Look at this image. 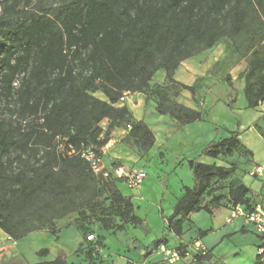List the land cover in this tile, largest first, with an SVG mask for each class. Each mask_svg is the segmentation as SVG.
Masks as SVG:
<instances>
[{
	"label": "trees",
	"instance_id": "obj_1",
	"mask_svg": "<svg viewBox=\"0 0 264 264\" xmlns=\"http://www.w3.org/2000/svg\"><path fill=\"white\" fill-rule=\"evenodd\" d=\"M251 2L67 0L56 13L43 10L28 15L26 7L32 0H0V95L18 104L22 118L17 126L0 120V228L19 239L31 230L30 223L37 222L33 228L40 229L67 215L76 210L74 190L82 183L91 192L90 200L101 187L108 193L111 204L101 211L106 229L123 230L125 224L145 222L136 213L132 198L116 186L117 180L95 175L76 151L87 146L100 150L115 128L128 124L132 126L130 137L143 149L152 147L153 131L145 121L135 120L128 106L120 104V98L125 92L146 90L159 69L175 82L174 73L184 59L203 46L212 47L225 35L241 34L249 25ZM263 70L264 56L255 50L242 73L249 108L264 100V83L258 88L254 84ZM225 80L234 93L230 75ZM179 84L195 94L194 86ZM95 92L106 98H99ZM236 100L233 94L228 102L230 110ZM157 110L167 112L160 105ZM170 113L183 124L202 116L201 111L180 104ZM105 119L109 120L106 130L100 125ZM239 147V133L235 132L213 139L199 156L232 157ZM13 148L18 152L16 160L11 159ZM26 154L35 157L37 167L26 163ZM15 161L21 163L18 170ZM188 164L194 183L183 186L173 212L165 216L167 231L178 238L184 235L192 212L206 210L212 214L222 205L241 204L251 209L256 204L249 195L252 189L239 179L227 192L217 190L218 181L236 174L238 161L225 167L196 157L188 159ZM111 215L121 223L116 224ZM86 218L85 212L79 211L75 221L84 235L89 231ZM51 232L56 234L54 229ZM164 243H168L166 235L155 240L153 249ZM152 252L146 250L143 257ZM49 253L48 247L38 251L40 257ZM27 264L71 263L60 250L53 259ZM256 264H264L258 255Z\"/></svg>",
	"mask_w": 264,
	"mask_h": 264
},
{
	"label": "rangeland",
	"instance_id": "obj_2",
	"mask_svg": "<svg viewBox=\"0 0 264 264\" xmlns=\"http://www.w3.org/2000/svg\"><path fill=\"white\" fill-rule=\"evenodd\" d=\"M65 1L67 0H32L26 10L28 15L40 13L43 10H48L53 14ZM23 6L22 4L20 9ZM248 10L250 12L249 25L241 34L225 35L212 47L203 46L193 56L184 59L174 73L175 82L169 81L165 71L159 69L151 80L150 86L143 92H137L136 97L139 96L142 100L135 97L133 101L136 104L140 101L143 103V121L155 135V143L152 147L143 149L134 138L128 135L129 129L125 125L115 128L111 134L110 140L114 142L104 159L106 167L139 168L146 173L144 183L138 188H131L122 180H117L116 184L124 195L132 198L136 213L145 222L139 225L125 224L123 230L106 229L101 221L105 214L101 211L109 209L111 204L108 193L97 182L101 188L98 195L90 200L91 192L84 187L85 183H82L74 190L76 210L67 215L44 224L40 229L33 228L38 226L37 222L30 223L31 230L19 239H13L0 228V264H27L50 260L60 250L66 252L71 264H145L147 261L155 264H179L168 263L160 253L159 247L153 249L155 240L163 235L167 236L169 246H176L178 243L175 236L167 231L165 216L171 214L180 180L182 179L189 185L193 184L192 170L188 172L189 164L184 168L177 165L178 153L180 148L184 147L192 150L196 145L192 131L198 136L196 133L198 129L200 127L205 129L207 124L219 129V134L215 139H222L237 132L240 124V114L237 109L239 104L246 102L245 79L242 73L247 69L255 50H259L264 56V0H252L248 5ZM1 13L2 6H0ZM21 16L25 17V14ZM16 18L18 17H14ZM227 75H230L234 83V93L225 80ZM180 82L194 86L195 94L184 89L179 84ZM263 83L264 70L254 80L255 88ZM134 93L136 92H129L128 96ZM97 94L95 92L96 96ZM233 94L236 95L237 100L234 110H230L228 102ZM177 104L201 111L200 120L205 122L191 124L190 130L189 123H180L170 113ZM158 105L167 112L161 114L157 110ZM248 108L245 106V110ZM131 109L132 117L138 120ZM20 119L22 118L18 104L13 101L9 102L4 95H0V120L17 126ZM257 122L258 120L251 124L255 131L263 135L264 122ZM108 123L109 120L105 119L100 125L106 130ZM211 133L216 134L212 129L206 136ZM17 154L18 152L13 148L11 159L16 160ZM23 157L26 163L38 166L39 163L34 156L29 157L26 154ZM214 161L216 164L232 167L235 161H238V154L234 152L232 157L220 155L214 158ZM20 167L21 163L15 161L14 168L18 170ZM237 180V174H234L231 179L218 181L216 183L218 192H227L226 189L237 183ZM224 209L226 208H223L222 215L227 211ZM79 211H84L87 217L85 223L89 231L86 235L75 222L79 217ZM195 214L198 215L193 218L195 227L187 230L186 236L193 235L195 228L208 227L212 223L211 216L206 211ZM111 217L116 224L121 223L118 217L114 215ZM52 229L56 231V234L51 232ZM243 238V235L238 234L234 237L233 243L244 244ZM226 245L229 244H223V247L226 248ZM44 247H48L50 253L45 257H40L38 251ZM238 248L243 251L242 256L245 259L256 257L249 245L244 244ZM148 249H152L153 252L148 258H144L143 254ZM227 256L230 260L234 258L233 255ZM248 262L247 260V264Z\"/></svg>",
	"mask_w": 264,
	"mask_h": 264
},
{
	"label": "crops",
	"instance_id": "obj_3",
	"mask_svg": "<svg viewBox=\"0 0 264 264\" xmlns=\"http://www.w3.org/2000/svg\"><path fill=\"white\" fill-rule=\"evenodd\" d=\"M97 96L99 98L105 99L106 97L101 92H97ZM245 95V94H244ZM137 96V92L132 94L131 96L126 97L124 102L120 104H126L128 108H132L137 116L138 120H144V112L142 111L143 103L140 101L136 104L133 99ZM138 100L140 97H136ZM246 98V97H245ZM245 106H247V100L243 104H239L237 112L240 114V124L237 128V132L239 133V140H240V147L237 152L238 154V169H237V178L240 182H244L247 186L252 189V193L249 194L252 196L253 200L258 202L261 197L264 196V173L261 174H251V172L255 169L258 165H264V136L259 134L255 131L254 126L251 123L255 121H259V119L264 115V100L260 102V104L254 108H248L245 110ZM234 110V109H233ZM263 121L264 120H260ZM205 122L204 120H198L192 123H189V129L191 130V124L193 123H200ZM215 128L217 127H210L209 124L205 125V129L200 127L198 129V136L192 131L194 134L195 140V147L192 150H188L187 148H180V152L178 153L179 158H177V165H181L183 168L185 165L188 164V159L199 157V159L206 163H215L214 158L202 155L199 156L204 149V147L216 136L219 134V129L216 132ZM214 129L215 133H211V135L206 136L208 132ZM197 131V130H196ZM116 132V130L114 131ZM191 132V133H192ZM190 133V134H191ZM196 135V136H195ZM215 135V136H214ZM114 140H111L110 147L106 154H108L110 148L112 147V143ZM184 146V144H182ZM106 154L104 155V159L106 158ZM187 158H186V157ZM191 168L189 169L190 173ZM192 174V173H191ZM191 179L193 180V176L191 175ZM144 183V182H143ZM192 186L193 184H186L182 179L178 184V194L176 195V199L173 202L171 213L173 212L174 205L177 199L182 196L183 194V186ZM223 208H226V213L222 215ZM224 209V210H226ZM206 211L200 210L197 212H192L189 215V220L184 225V235L182 238H178L173 233L172 235L175 236L176 241L178 242L176 245L181 244L182 242L191 241L197 237H200L203 242L207 245L210 250V254L208 258L200 259L191 264H247V260L249 261L248 264H256L257 262V247L261 243V236L257 233L254 226L250 223H247L243 217H238L232 221H228L229 216V207L222 205L219 208H216L212 214L207 212L211 218L210 220L212 223L208 227L195 228L194 234L191 236H186V232L189 229H193L195 227V221L193 220L194 216H198L195 213ZM170 215V214H169ZM220 216V217H219ZM238 222V223H236ZM166 225V224H165ZM201 232H205L204 236H201ZM243 235L244 244L249 245V247L254 251L256 257L251 259L248 257L242 256L243 251L240 247L241 242L233 243L234 237L236 235ZM213 236V237H212ZM228 238V239H227ZM223 244L227 247L224 248ZM227 255H233L234 258L230 260ZM148 258V257H147ZM150 263L147 261L145 264ZM182 264V263H179Z\"/></svg>",
	"mask_w": 264,
	"mask_h": 264
},
{
	"label": "built area",
	"instance_id": "obj_4",
	"mask_svg": "<svg viewBox=\"0 0 264 264\" xmlns=\"http://www.w3.org/2000/svg\"><path fill=\"white\" fill-rule=\"evenodd\" d=\"M129 92H125L120 98V103L124 102ZM130 130L132 126L127 125ZM111 140L107 142L100 150H96L92 146L82 147L76 151L86 160L93 173L104 179H116L124 181L131 188L140 187L146 177V173L139 168L127 169L124 166H113L107 168L104 163V155L110 147ZM72 152H75L73 150ZM264 173V165H258L251 174ZM228 221H232L238 217H243L247 223L254 226L257 233L261 236V243L257 248L259 261L264 263V196L256 202L251 209H246L241 204H230ZM160 253L168 263L191 264L198 261L199 258H205L210 254V250L200 237L188 242H182L176 246L161 244L159 246Z\"/></svg>",
	"mask_w": 264,
	"mask_h": 264
}]
</instances>
